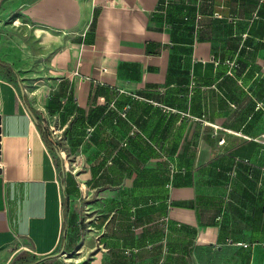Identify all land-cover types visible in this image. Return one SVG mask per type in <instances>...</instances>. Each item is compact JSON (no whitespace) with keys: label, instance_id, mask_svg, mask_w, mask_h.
<instances>
[{"label":"crops","instance_id":"crops-1","mask_svg":"<svg viewBox=\"0 0 264 264\" xmlns=\"http://www.w3.org/2000/svg\"><path fill=\"white\" fill-rule=\"evenodd\" d=\"M0 264H264V0H0Z\"/></svg>","mask_w":264,"mask_h":264},{"label":"built area","instance_id":"built-area-1","mask_svg":"<svg viewBox=\"0 0 264 264\" xmlns=\"http://www.w3.org/2000/svg\"><path fill=\"white\" fill-rule=\"evenodd\" d=\"M60 132H61V130L58 127L52 129V135H54V137H57ZM221 143H222V141H221Z\"/></svg>","mask_w":264,"mask_h":264},{"label":"water","instance_id":"water-1","mask_svg":"<svg viewBox=\"0 0 264 264\" xmlns=\"http://www.w3.org/2000/svg\"><path fill=\"white\" fill-rule=\"evenodd\" d=\"M29 113H30V115L32 116V118H33L34 122H36V123H37V119H36L35 115L32 113V111H31V110H29ZM64 188H65V185H63V186H62V189H63V190H64Z\"/></svg>","mask_w":264,"mask_h":264},{"label":"rangeland","instance_id":"rangeland-1","mask_svg":"<svg viewBox=\"0 0 264 264\" xmlns=\"http://www.w3.org/2000/svg\"><path fill=\"white\" fill-rule=\"evenodd\" d=\"M66 155H67V153H66ZM66 159H68V156H67ZM63 173L65 174V176H67V169H66V167H64V169H63ZM64 178H65V177H64Z\"/></svg>","mask_w":264,"mask_h":264},{"label":"trees","instance_id":"trees-1","mask_svg":"<svg viewBox=\"0 0 264 264\" xmlns=\"http://www.w3.org/2000/svg\"><path fill=\"white\" fill-rule=\"evenodd\" d=\"M44 132V131H43Z\"/></svg>","mask_w":264,"mask_h":264}]
</instances>
